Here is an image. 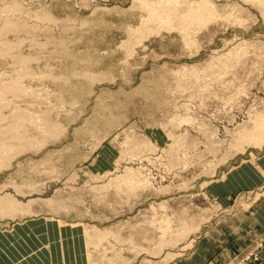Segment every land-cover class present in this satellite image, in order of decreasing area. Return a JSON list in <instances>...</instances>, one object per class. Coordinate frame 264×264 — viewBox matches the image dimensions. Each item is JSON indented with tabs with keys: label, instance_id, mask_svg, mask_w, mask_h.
I'll list each match as a JSON object with an SVG mask.
<instances>
[{
	"label": "rangeland",
	"instance_id": "rangeland-1",
	"mask_svg": "<svg viewBox=\"0 0 264 264\" xmlns=\"http://www.w3.org/2000/svg\"><path fill=\"white\" fill-rule=\"evenodd\" d=\"M212 1L215 20L184 35L144 22L137 0H0V29L21 24L0 32V83L28 88L7 94L0 129L35 143L0 168V192L35 213L0 230L57 221L81 233L86 264H176L232 242L264 200V143L239 131L264 111V0Z\"/></svg>",
	"mask_w": 264,
	"mask_h": 264
},
{
	"label": "crops",
	"instance_id": "crops-1",
	"mask_svg": "<svg viewBox=\"0 0 264 264\" xmlns=\"http://www.w3.org/2000/svg\"><path fill=\"white\" fill-rule=\"evenodd\" d=\"M238 188L235 185L232 189ZM247 216V223L233 227L232 242L222 243L221 253L220 249L202 240L195 255L176 264H226L232 254L264 234V200ZM56 222L38 218L10 230H0V264H86L84 251L87 245L81 233ZM251 264H264V248L260 259Z\"/></svg>",
	"mask_w": 264,
	"mask_h": 264
},
{
	"label": "bare ground",
	"instance_id": "bare-ground-1",
	"mask_svg": "<svg viewBox=\"0 0 264 264\" xmlns=\"http://www.w3.org/2000/svg\"><path fill=\"white\" fill-rule=\"evenodd\" d=\"M139 4H144L145 8H148V16L144 19V22L148 23H157L158 25H162L165 27H176L175 29H179L182 34L184 35H189L190 33L192 34L194 30L192 28L197 29L199 31V28L202 27V25H206L209 21L215 20L217 17V12H216V7L215 4L212 0H186V6L184 8L179 7L177 4H175L172 0H137ZM181 0H179L180 2ZM183 1V0H182ZM185 1V0H184ZM257 1V0H256ZM14 2V1H13ZM178 2V1H177ZM185 3V2H184ZM255 3V2H254ZM259 3V2H258ZM257 3V4H258ZM264 3V2H263ZM138 4V5H139ZM263 5V4H262ZM20 4L18 1H15L13 5H11L10 9L14 10L15 8H20ZM260 6V5H259ZM22 7V6H21ZM263 7V6H262ZM235 8V6H234ZM9 9V8H8ZM264 9V8H263ZM220 10V9H219ZM262 10V8H261ZM20 11V10H19ZM23 11V9H22ZM18 12V11H17ZM21 12V11H20ZM16 13V12H15ZM227 13V11H226ZM263 13V12H262ZM2 14V11L0 10V15ZM221 15V14H220ZM12 16V15H11ZM18 16V15H17ZM47 16V15H46ZM226 16V14H225ZM4 18H6L4 16ZM224 18V17H223ZM222 19V18H221ZM226 19V18H225ZM6 20L4 27L0 29V32L4 31H9V29L14 28L15 26H20L19 22L10 20L9 19H3ZM217 21V20H216ZM214 22V21H213ZM155 24V25H157ZM33 26V25H32ZM150 26V25H149ZM156 27V26H155ZM197 27V28H196ZM162 28V27H161ZM204 28V27H203ZM151 29V28H149ZM154 30V29H153ZM169 30V29H168ZM174 30V29H173ZM178 30V31H179ZM145 31V30H144ZM160 31V30H159ZM196 31V32H197ZM154 33V32H153ZM5 35V34H4ZM3 35V36H4ZM6 36V35H5ZM8 36V35H7ZM183 36V35H182ZM196 36V35H195ZM184 37V36H183ZM187 37V36H186ZM2 38V37H1ZM0 38V40H1ZM5 38V37H4ZM192 38V37H191ZM184 39V38H183ZM3 40V39H2ZM190 40V39H189ZM10 41V40H9ZM9 41H5L4 43H7L8 47L11 46V43ZM188 41V40H187ZM191 42V41H190ZM193 42V41H192ZM189 43V42H187ZM187 45V44H186ZM138 46V45H137ZM188 48V47H187ZM5 52V51H4ZM9 53V52H6ZM24 60V65L22 67V74L28 76V70H27V64H28V58L23 56ZM30 60V59H29ZM32 61V60H31ZM214 62V61H213ZM214 64H216L214 62ZM30 67V65H29ZM186 68V67H185ZM212 68V67H210ZM208 68V69H210ZM204 69V68H203ZM214 69V68H213ZM195 70V69H194ZM193 70V72H194ZM207 70V68H206ZM204 70V71H206ZM216 70V69H215ZM199 71V70H198ZM201 71V70H200ZM32 72V71H30ZM203 72V71H202ZM208 73V72H207ZM21 74V76H22ZM91 74V73H90ZM180 74V73H178ZM33 75V74H32ZM31 75V76H32ZM36 75V73H35ZM93 75V74H92ZM182 75V74H181ZM205 75V73H204ZM20 76V77H21ZM30 76V77H31ZM98 76V75H97ZM33 78V77H31ZM206 78V77H205ZM207 88V87H206ZM205 88V90H206ZM28 91V88L24 85L22 80L18 78L17 80L14 79L12 82L9 83H0V106L8 105L5 104L4 101H8L9 98L7 97V94L9 93H14V94H19L22 92ZM217 93V92H216ZM13 97V96H12ZM13 103V102H12ZM14 104V103H13ZM16 106V105H15ZM8 108V107H7ZM13 111V110H12ZM1 114V113H0ZM8 118V117H7ZM36 119V118H35ZM252 119V118H251ZM5 121V120H4ZM3 121V122H4ZM42 121V120H41ZM252 121V120H250ZM254 121V126L252 130H248V128H242V130H239L242 134H252L250 138L253 139L254 143L256 145H262L264 143V111L260 114L257 115ZM2 122H0L1 124ZM32 123V120H31ZM29 123V124H31ZM3 124V123H2ZM42 124V123H41ZM58 124V123H57ZM57 124L55 126H49L48 123H45V131L52 133L53 129L57 130L59 127ZM2 126V125H1ZM96 126V125H95ZM3 130V129H2ZM0 129V135L1 134H8V136H0V168L9 166V164L12 162V160L15 158V154L22 152L21 150H25L30 144V146H35V143L27 142L25 143L22 141V138L20 137L19 132V125L18 124H12L7 127V130L5 132ZM40 130V129H38ZM44 130V129H43ZM100 130V129H99ZM16 132V133H15ZM252 132V133H251ZM54 133V132H53ZM56 133V132H55ZM240 133V134H241ZM239 134V133H238ZM236 135V134H235ZM53 136V135H52ZM237 136V135H236ZM59 137V136H58ZM17 140H20V143H14ZM235 139V138H234ZM237 139V138H236ZM250 140V139H249ZM27 141V140H26ZM252 141V140H251ZM131 142V141H130ZM144 142V141H143ZM245 143V142H244ZM251 143V142H250ZM43 144V143H42ZM40 144V146L42 145ZM249 144V141H248ZM38 145V142L36 146ZM252 145V144H251ZM255 146V145H254ZM125 147V146H124ZM129 148V147H128ZM236 150V149H235ZM221 151V150H220ZM147 152V151H145ZM122 155V153H121ZM142 155V154H141ZM123 157V156H122ZM129 157V156H128ZM127 157V159H128ZM136 158V157H135ZM137 159V158H136ZM119 160V159H118ZM118 163V162H117ZM123 164V163H122ZM118 165V164H117ZM119 168V167H118ZM128 168V167H127ZM123 169V168H121ZM118 170V169H117ZM52 171V170H51ZM50 171V172H51ZM54 171V170H53ZM116 172V171H115ZM52 173V172H51ZM117 174V173H115ZM104 175V174H103ZM110 175V174H109ZM128 180L130 181H135V177L138 176L136 172H133L130 169H127L126 173ZM104 177V176H103ZM101 178V177H100ZM137 178V177H136ZM96 179V178H95ZM109 179V178H108ZM107 181V180H105ZM112 181V180H111ZM117 181V180H116ZM126 181V180H125ZM143 181V180H142ZM109 182V181H108ZM139 182V180L137 181ZM120 186V185H119ZM144 187H148L149 183L145 182L142 184ZM3 188V187H2ZM0 188V189H2ZM14 188L22 193L20 190V187L17 185H14ZM93 188V187H92ZM96 188V187H95ZM94 188V189H95ZM105 188V187H104ZM112 188V187H111ZM155 188V187H154ZM102 189V188H101ZM140 189V188H139ZM3 190V189H2ZM141 190V189H140ZM119 191V190H118ZM142 191V190H141ZM105 192V191H104ZM106 197V196H105ZM103 198V197H102ZM129 198V197H128ZM104 200V199H103ZM33 200L29 201L28 203L22 202L20 199H18L15 195H13L10 192L7 193H2L0 192V217H15L17 214H22L25 216L32 215L34 214V210L32 209V204ZM104 202V201H103ZM165 205V204H164ZM164 208V206H163ZM164 213V212H163ZM166 214V213H165ZM21 215V216H22ZM33 216V215H32ZM35 218V217H34ZM156 218V217H155ZM9 220V219H8ZM166 220V219H165ZM150 221V219H149ZM157 221V220H156ZM159 221V219H158ZM161 221V220H160ZM169 221V220H168ZM151 222V221H150ZM158 223V222H157ZM171 223V222H170ZM169 223V224H170ZM168 224V225H169ZM168 227V226H166ZM97 229V228H96ZM170 229V228H169ZM90 230V229H89ZM90 234V233H89ZM164 235V234H163ZM167 235V234H166ZM169 236V235H168ZM170 237V236H169ZM89 240V239H88ZM174 240V239H173ZM91 243V239H90ZM88 244V243H87ZM90 245V244H89ZM95 245V244H94Z\"/></svg>",
	"mask_w": 264,
	"mask_h": 264
},
{
	"label": "built area",
	"instance_id": "built-area-1",
	"mask_svg": "<svg viewBox=\"0 0 264 264\" xmlns=\"http://www.w3.org/2000/svg\"><path fill=\"white\" fill-rule=\"evenodd\" d=\"M264 248V234L257 241V244L252 245L250 249L238 252L228 264H251L260 259L261 251Z\"/></svg>",
	"mask_w": 264,
	"mask_h": 264
}]
</instances>
